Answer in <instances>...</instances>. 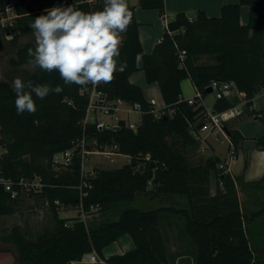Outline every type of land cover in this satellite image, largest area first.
<instances>
[{
    "label": "trees",
    "instance_id": "trees-1",
    "mask_svg": "<svg viewBox=\"0 0 264 264\" xmlns=\"http://www.w3.org/2000/svg\"><path fill=\"white\" fill-rule=\"evenodd\" d=\"M11 1L0 0V22L7 17ZM60 5L67 6L69 2L17 0L13 26L8 28L13 33V45L33 34L30 24L36 17ZM245 5L250 13L243 24L241 11ZM73 6L84 12L97 11L103 9L104 0ZM139 7L165 15V0H139ZM129 8L133 22L123 33L119 57V62H126V70L115 73L110 84L102 83L95 89L108 102L140 104L142 121L137 131L130 129L125 120H120L116 129L102 130L97 123L86 122L94 86H65L57 71L35 69L25 80L63 87L61 94H50L43 100L33 94L37 105L34 115H17L11 84L0 80V175L14 179L40 175L45 183L42 192L25 193L18 199H12L0 187V216L14 215L27 195L43 200L54 222L51 231L36 239H28L21 227H13L0 237L4 244L0 246V258L12 254L17 264H72L95 254V264H176L177 257L187 253L194 264H264V208L253 213L242 209L236 182L220 168L219 157L210 156L192 164L188 150L199 146L197 136L206 109L190 105L182 88L188 79L196 93L206 98L213 82L233 81L245 94L249 114L262 119L261 112L252 106L255 97L264 91V0L225 4L219 16H209L204 10L192 17L179 12L150 54H144L137 7ZM28 48L35 49V44L27 42L17 49L16 57L10 60L14 67L28 65ZM139 70L144 72L148 85L156 83L160 88L165 104L160 118H156L143 88L130 80ZM237 102L217 99L213 112L226 111ZM225 127L237 153L244 137L230 123ZM256 142L264 150V134ZM69 150L70 163L56 167L55 155ZM84 150H110L128 156L130 163L86 173L82 168ZM139 196L169 201L158 208L142 210L131 206ZM175 200H186V205L176 204ZM69 208L85 214L113 210L117 217L89 228L80 216H60L61 209ZM168 215L178 217L181 236L190 241L193 250L186 246L184 250L170 251L161 226ZM124 235L130 236L134 248L106 257L104 249Z\"/></svg>",
    "mask_w": 264,
    "mask_h": 264
},
{
    "label": "clouds",
    "instance_id": "clouds-1",
    "mask_svg": "<svg viewBox=\"0 0 264 264\" xmlns=\"http://www.w3.org/2000/svg\"><path fill=\"white\" fill-rule=\"evenodd\" d=\"M30 24L35 49H27V64L32 69L51 73L57 71L65 86L110 84L117 72L126 70V62H119L123 33L133 22V12L127 0H104L102 10L84 12L73 5H60L45 10ZM17 115L35 114L36 98L43 100L50 94L63 92L60 85L34 84L14 78Z\"/></svg>",
    "mask_w": 264,
    "mask_h": 264
},
{
    "label": "crops",
    "instance_id": "crops-1",
    "mask_svg": "<svg viewBox=\"0 0 264 264\" xmlns=\"http://www.w3.org/2000/svg\"><path fill=\"white\" fill-rule=\"evenodd\" d=\"M85 1L91 2L92 0H68L69 5ZM238 2L239 0H165V15L161 16L157 10L141 9L138 0L136 17L140 23L139 33L144 48V54H150L153 51L157 41L162 38L169 21L174 19L177 13L185 12L189 17H192L198 10H204L209 16H219L225 4H235ZM249 13L250 8L246 5L243 6L241 11V22L243 24L248 22ZM142 59L143 56L140 55L138 57L139 67L142 65ZM138 74L140 75L139 77L133 78ZM130 80L143 88L148 100L155 99L157 102H160L161 105H164L163 96L158 84L148 85L142 70L134 73L130 77ZM207 99L208 96L205 98V101H207ZM215 101L216 99L211 102V109H213ZM252 109L260 111L262 119L250 115L246 110L244 114L230 121L231 127L239 130L244 137L234 158H228L229 148L227 145L221 144L222 147L216 145L214 139L220 142L218 138L221 139L222 135L216 132L202 133L204 137L203 142L205 146L207 145L209 148L207 151L208 153L206 152L209 154L208 157H219L221 163L228 160L225 172L234 178L242 209L248 213L258 211L253 201H255L257 197L258 190L264 188L262 185L264 183V150L259 149L256 142V139L264 134V91L255 97ZM212 185L213 188H215L216 182L212 183ZM250 201L251 203L249 204ZM245 203L249 205L246 207ZM177 224H180V221L174 220L169 230L165 234L163 233L170 251L176 252L184 250L186 246L190 250H193L190 241L181 236V231ZM134 246L130 236L124 235L117 242L106 247L104 249V255L109 257L114 254H121L130 251ZM89 256L90 255H86L82 261H75L72 262V264H91L89 262ZM14 260L12 254L0 258V261L4 263L7 262V264H13ZM176 264H194V261L190 254L185 253L177 257Z\"/></svg>",
    "mask_w": 264,
    "mask_h": 264
},
{
    "label": "rangeland",
    "instance_id": "rangeland-1",
    "mask_svg": "<svg viewBox=\"0 0 264 264\" xmlns=\"http://www.w3.org/2000/svg\"><path fill=\"white\" fill-rule=\"evenodd\" d=\"M13 2H16V0H13ZM128 5H134L137 7L138 0H129L127 1ZM15 11L9 10L8 16L13 17ZM170 19V18H169ZM8 19L2 20L0 22V80L9 82L12 84V81L14 78H21L23 81H25L30 75L34 69H32L29 65H24L20 67H14L10 60L14 57H16V51L17 49L24 45L27 42H33L35 44V38L34 35H25L20 38L17 45H13L11 42V39L6 37L7 31V25H5ZM123 36V34H122ZM140 75H136L133 78L139 77ZM183 88V95L186 99L193 98L196 96V90L190 80H184L182 83ZM150 93V92H149ZM153 94V93H152ZM150 94V95H152ZM214 100V96L212 94L208 95L207 99V105L209 110H211V102ZM159 101V100H158ZM158 106H160V102H157ZM132 107L128 106L126 103H122L119 105L118 110L116 113H110L106 114L104 110H98L96 113L92 112L90 114V117H97L98 119L101 118L103 122L107 124H111L112 127L115 126V124L118 123L119 120H126L132 122L133 120H137L140 118V114L138 112H131ZM216 145L221 146V143L215 140ZM202 146H205V143L202 140H199V146L190 148L188 150V156L192 164H199L201 162H204L209 154H207L205 151H202ZM222 147V146H221ZM109 151V150H108ZM130 163V158L123 154H113L112 156H106L101 153H92L90 155H85L84 160V171L88 173L89 171L93 170L94 168H102V169H116L120 168L124 165H127ZM216 182L215 175L212 176V183ZM264 187V183L262 184ZM257 197L255 201V207L256 209L260 210L264 208V188L258 190ZM169 201V200H168ZM167 201V202H168ZM166 201H159V200H149L145 196H139L137 199L131 204L133 207H137L142 210H148V209H155L159 206L163 205V203L167 204ZM174 203L176 204H185L186 200L178 201L175 200ZM251 201L249 202V204ZM248 203H245V206L247 207L249 205ZM114 211H108L106 213H99L98 211H95L90 215V217L85 219V222L89 228L93 226V224H99L105 219H116L117 215L116 213H113ZM80 216L81 213L79 210L75 209L73 211L67 212L64 209H61L60 216L62 218H70V217H77ZM83 217V216H82ZM84 218V217H83ZM174 220L178 221V217L176 219V216L168 215L166 217H163L161 221L162 231L165 234L170 226H172ZM54 222H53V215L51 212V209L48 207L47 204L43 203V200L36 196L28 197L27 195L25 198L20 200V205L18 207L17 212L14 215H8V216H0V237L4 234H7L13 227L19 226L22 228L23 232L26 234V237L28 239H36L38 235L45 233L47 231H51L53 228ZM0 246H4L0 242ZM109 250V249H108ZM0 264H7L0 261ZM13 264H17L14 260Z\"/></svg>",
    "mask_w": 264,
    "mask_h": 264
},
{
    "label": "built area",
    "instance_id": "built-area-1",
    "mask_svg": "<svg viewBox=\"0 0 264 264\" xmlns=\"http://www.w3.org/2000/svg\"><path fill=\"white\" fill-rule=\"evenodd\" d=\"M127 1H129V0H127ZM15 3L16 2H13V0H12L8 4L7 14L9 12V10H13V12H14ZM14 17H15V13H14L13 17L9 18V16L7 15V17L3 19V20L8 19L7 22H5L6 23L5 25H7V29L10 28L11 26H13ZM6 37L9 40L13 38V33L10 29H9V31H7ZM184 54H185V52L183 51L181 54V58H183ZM95 88H96V86H94V90L91 94V101H90V104L88 107L86 122L97 123V127L101 130L104 128H113V129H115V127L118 128V123L120 120L118 121L117 124H115L114 127H112L111 124H107V123L103 122L102 120H100L101 118H99V119L97 117L96 118L95 117L89 118L90 114L92 112L96 113L98 110H104V112L106 114L116 113L119 105L124 103L122 100H116V101L108 102L104 98V96H102V94L100 92L96 91ZM209 88L212 89L211 94L214 96V99H216V100L222 99V98H227L229 100H238V102L234 105V107H232L226 111H223L220 113H215V112H213V109L210 108L211 110H209L207 102L205 101V98L203 97L202 93L197 92L195 97L187 99V101L190 105L198 104V105L204 106L206 109L205 121H204V123H202V127L199 128V134L197 136V139L204 141V137L202 136V133H204V132L219 133L220 135H222V138L221 139L218 138V139L221 142V144H225L228 146V148H229L228 158L231 159V158H234L236 155L235 154V146H234V143H233L230 135L226 132L225 123H230V121H232L236 117L244 114L245 111L248 110L247 100L245 99V94L242 93L238 89L237 85L233 81H228V82H216L215 81L209 86ZM149 101L152 104V106L155 108L154 114H155L156 118H160L165 113L164 112L165 104L158 106V103L155 99H151ZM128 106L132 107V110H130L129 113L138 112L141 116L140 118H138L135 121L133 120L132 122L125 120L126 125L130 129L137 131V128L142 121V107L140 104H134V105H128ZM208 150H209V148L207 145L202 146V151L207 152ZM95 152L104 154L106 156H112L113 154H116L110 150L109 151L106 150L104 152L84 150V152H83V163H82L83 170H84L85 155H90V154L95 153ZM71 159H72V151L69 150V151H66L63 153L56 154L54 157V164L56 165V167L68 165L70 163ZM227 161L221 163V165H220V168L223 169L224 171L226 169ZM0 187H2L4 189V191L9 193V195L12 199H18L21 195H24L25 193L29 194L31 192H34V193L42 192L44 187H45V183L43 182V179L40 175H33L31 177H20L19 179H14L11 177H5V176L0 175ZM64 210H66L67 212L70 213V211H73L75 209L69 208V209H64ZM77 210L80 211V213H81L80 217L84 221L86 218L90 217V215H91V214L83 213V211L80 209H77ZM89 262L91 264L97 263L98 262L97 255L90 254Z\"/></svg>",
    "mask_w": 264,
    "mask_h": 264
},
{
    "label": "water",
    "instance_id": "water-1",
    "mask_svg": "<svg viewBox=\"0 0 264 264\" xmlns=\"http://www.w3.org/2000/svg\"><path fill=\"white\" fill-rule=\"evenodd\" d=\"M208 93L209 94H211L212 93V89L211 88H209L208 89ZM202 127V124L199 126V128H201ZM117 127H115V129H116ZM226 132L229 134V132L227 131V129H226ZM154 167V164H152V167L151 168H153ZM150 177H152V172H150ZM52 183L53 184H55L56 183V178H53L52 179Z\"/></svg>",
    "mask_w": 264,
    "mask_h": 264
}]
</instances>
